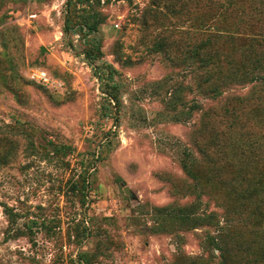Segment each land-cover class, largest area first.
<instances>
[{
    "label": "rangeland",
    "instance_id": "rangeland-1",
    "mask_svg": "<svg viewBox=\"0 0 264 264\" xmlns=\"http://www.w3.org/2000/svg\"><path fill=\"white\" fill-rule=\"evenodd\" d=\"M258 3L0 0V264H264Z\"/></svg>",
    "mask_w": 264,
    "mask_h": 264
},
{
    "label": "trees",
    "instance_id": "trees-1",
    "mask_svg": "<svg viewBox=\"0 0 264 264\" xmlns=\"http://www.w3.org/2000/svg\"><path fill=\"white\" fill-rule=\"evenodd\" d=\"M78 1H81V0H78ZM246 3V0H241V4H233L236 6V9H231V8H228V7H219L224 13L226 14H232L233 13V19L236 20V23L237 24H242V26H246L244 23L246 22L245 21V18H243V16H246L248 17V13L246 12H243L244 11V8L246 7V5L244 4ZM258 7L260 8L259 11L257 12V14H261L264 12V0H259V3H258ZM251 12V11H250ZM70 15H71V7L69 6L68 8V13H67V18H66V21H65V27H64V31L65 32H68L69 31V28L72 26L71 24V18H70ZM84 29L87 30V33L90 34V32H92L95 27L94 26H91L89 24L88 21L86 20H83L79 25H77V30L75 31H71L69 33L70 36H73L75 34H79L80 36L82 35V37L85 35L83 34L84 32ZM89 43L92 42L93 44L96 43V39H92L91 41H88ZM87 42V43H88ZM88 43V44H89ZM165 48H169V47H165ZM174 48V47H173ZM86 50V49H85ZM84 54L87 56L88 59H93V55H97V53H93L92 50L90 49H87L86 52H84ZM197 54L200 55V61H201V65L202 67L207 71V75L204 79V82L207 86V94L209 96H214V97H217L218 95H220L222 93V87L219 83L215 82L212 78V73L214 72H222L219 68L221 66V61H225V62H228L227 59H222L216 55V54H213V53H210L208 51H206L205 53L201 54V53H198L196 52L195 50L193 51V54L190 53L189 56H186L183 57V61L185 60H194L195 57L197 56ZM38 68H41V67H38ZM43 69V68H42ZM237 73H241V70L237 71ZM234 74H231L229 73V78H232ZM245 76V74H244ZM249 73L243 77L242 79L240 80H244V79H249ZM116 89L117 87H113L112 89V92L110 91L108 97H109V100L113 101V103H115V105L118 103V99L115 95V92H116ZM5 213L7 216H9V221L10 222H14L17 218V216L14 214V213H11L9 215V209L8 208H5ZM232 223V221L229 219V220H225L224 221V225L222 227V229H226L228 226H230ZM82 263V262H81Z\"/></svg>",
    "mask_w": 264,
    "mask_h": 264
},
{
    "label": "built area",
    "instance_id": "built-area-1",
    "mask_svg": "<svg viewBox=\"0 0 264 264\" xmlns=\"http://www.w3.org/2000/svg\"><path fill=\"white\" fill-rule=\"evenodd\" d=\"M28 79L31 82H34V83H37V84H40L46 87L53 84V81L49 73L46 70L42 68H38V67H34L29 70Z\"/></svg>",
    "mask_w": 264,
    "mask_h": 264
},
{
    "label": "water",
    "instance_id": "water-1",
    "mask_svg": "<svg viewBox=\"0 0 264 264\" xmlns=\"http://www.w3.org/2000/svg\"><path fill=\"white\" fill-rule=\"evenodd\" d=\"M123 192H124V194H127V195H129L130 197H132V193L130 192V189H129L128 187H125V188L123 189Z\"/></svg>",
    "mask_w": 264,
    "mask_h": 264
}]
</instances>
